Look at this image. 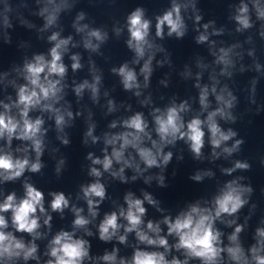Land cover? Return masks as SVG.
<instances>
[{"label":"clouds","instance_id":"9594fccd","mask_svg":"<svg viewBox=\"0 0 264 264\" xmlns=\"http://www.w3.org/2000/svg\"><path fill=\"white\" fill-rule=\"evenodd\" d=\"M182 5L173 2L170 10L166 11L162 16L156 17V36H163L164 27L168 28V35L173 33L177 37L184 35V21L181 16ZM256 8L257 17L264 19V8H261L259 3L254 5ZM60 7L55 6L50 14L47 16V25H51L56 20V14L59 12ZM44 11H47L45 9ZM248 6L241 4L238 9V15L235 16V20L243 29L251 27V23L248 16ZM84 18L83 14L77 16V21ZM201 17L196 16V20L199 21ZM4 23L8 26L7 17H5ZM151 21L145 18L144 10L142 8H136L127 17V31L129 33V39L127 40V46L135 53L136 59L133 63H138L140 59L144 58L146 52L149 53L147 60H145L140 72L144 76L145 86L149 76L151 74V62L152 54L151 49L154 45L149 41V29ZM88 26L76 27L77 32H83ZM207 29L208 25H204ZM240 29H237L239 31ZM119 33V29L116 30ZM59 34L53 33L49 39L56 43L50 50V60H46L43 55H36L34 62H28L24 65V79L27 83L21 85L17 92V100L13 105L4 104V112L0 113V140L5 142L6 148H0V180L14 181L21 177L26 170L31 172H39L42 165L40 163V156L43 152V131L42 125L44 121L41 118L31 119L29 117L30 111L40 108L41 110H48L55 112V123L58 129L62 130V126L65 123L64 116L60 114L59 109L53 108V103L60 99L59 93L61 92L60 80L53 77H63L66 73L65 65L62 63V53L66 50V46L69 44L71 37L67 39H58ZM87 37L84 40V47L96 51L99 44H93L92 38L96 41L104 42L107 38L106 33H102L98 29H94L88 32ZM208 39L206 35L201 34L197 38L198 43H203ZM228 51L223 48L220 49L221 55L218 57V62L228 65L231 61L227 58ZM74 63L72 69L76 70L81 67L78 56H72ZM114 72L122 78V84L124 89L131 90L138 88L137 75L133 69H130L128 64L122 65L118 70L113 69ZM95 83L89 84L85 81L75 88L76 94L79 96L83 89L90 88L93 97L95 98L98 89L97 84L100 81V77H95ZM216 91L215 87L212 89ZM139 95V92L136 93ZM229 99L221 95L216 96V100L223 104V107L217 108L215 111L208 113L206 120L200 118H193L186 125L182 121L180 113L186 109L185 104L172 106L167 108L166 112H160L159 109L155 111L160 113L154 116L155 131L159 136L160 143L152 141V146L156 149L155 154L152 149L141 147V143L144 138L151 139L149 134L145 131L147 123L143 119L141 113H136L130 119L124 121V126L132 131H126L119 136H112L106 138V144L116 145L117 141H122L119 148L113 147L111 155L107 153L103 159H94L92 163L94 165H102L104 171H109L112 168L113 161L117 163H123L124 166H129V160L125 159L124 150L131 146L136 149L141 160L148 166H158L157 157L161 154L163 144L173 143L175 140L185 139L190 142L192 152L199 157L201 149L204 146L205 132L203 125H207L208 132L210 133V143L213 149L220 148L223 142L229 141L236 135L234 131L229 129L227 132L223 131L217 123L215 117L231 120V114L226 112V108L232 107V102L235 99L228 93ZM208 89L205 87L201 90L200 104L203 108H207ZM111 101H109L111 110ZM11 107H16L18 111V118L16 115H12ZM69 117L72 116L71 112H68ZM115 127V124L112 125ZM88 135H91V129H89ZM26 141L31 143L32 151L35 152V162H30L27 152L28 148H17L16 152L25 153L24 156H16L11 151V145L13 140ZM93 137V141H95ZM65 144L67 140L63 141ZM242 140H236L232 147L223 148V152L231 155L236 151ZM171 153H167L163 156V163H167L171 159ZM213 155H219L214 152ZM91 158V154H89ZM61 163H63L61 161ZM249 165L244 162L237 161L233 169H226L229 174L235 169H248ZM59 171V169H57ZM124 168L121 167L119 172H113V176H120L123 180L122 173ZM211 175V173H207ZM90 175L100 177L101 172L96 167H92ZM195 180H200L201 176L196 175L193 177ZM162 182V178H161ZM24 195L21 198H17L15 192L8 194L3 203H0V262L2 264H10V262L18 259L28 261L29 259H38L36 256L37 245L35 239L40 238L41 228L40 217L45 216L43 225L50 227L51 215L46 213L44 207V194L30 183L24 184ZM252 189L250 187H244L237 183L236 180L228 182L221 190V193L214 200V207H200L199 205H193L190 209L180 215L175 220H171L165 217L164 224L167 225L168 235H175L177 237V243L174 245L177 251L183 250L186 259L181 261L175 257L171 260L166 259L165 253L169 251L168 240L159 235L161 229L159 224H154L149 221L146 225L148 232L156 234L155 237L150 236L148 232L144 231L141 227L143 224L142 217L144 216L146 209L143 207V201L140 199H134L131 193L125 196V203L127 204L126 210L121 208L119 213L113 211L110 214H106L104 219L98 226L99 239L102 241H110L114 236H117L118 231L122 227L118 220L123 218L127 221V225L124 226L125 233L135 232L138 241L142 244L150 246H159L164 249V252L160 251H143L137 248L131 258V261H127L124 258L119 260V264H187V258L198 259L201 264H221L224 260V254L227 255L231 264H264V255L260 253L264 251V229L258 228L256 230V236L258 237L255 245L249 250L251 253V261L249 257L245 255V252L238 240V234L242 231V226H236L231 235L228 236L229 245L222 246L221 232L214 227L215 222L227 214L229 216L237 213L246 203L244 199L245 193H250ZM83 197L88 205V213L92 218L97 216L96 208L100 201L105 198L106 190L102 183L97 180L94 183L89 184L82 188ZM53 199L50 203L52 212L63 213L65 208L69 206V200L64 193H52ZM93 198H99L94 200ZM144 199L149 204H154L155 201L145 194ZM72 211L75 213V219L73 220V231H60L49 242L48 255L51 257L46 261V264H84L86 259H91L89 256V243L83 238H79L75 235L77 229H85L87 235H92L91 231L87 230V225L91 222L88 218L82 215L83 209L73 207ZM11 213V224L15 231L18 233H27L33 237V240L25 243L22 238H18L11 231H5L9 227V222L6 220L2 213ZM229 224L235 223V221H228ZM118 240L120 243H125L126 235H119ZM117 249H113L111 253H105L103 256L97 259L105 262V264H117Z\"/></svg>","mask_w":264,"mask_h":264}]
</instances>
